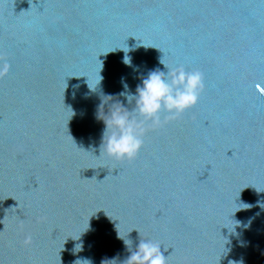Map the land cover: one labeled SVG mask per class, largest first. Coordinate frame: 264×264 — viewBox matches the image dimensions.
Wrapping results in <instances>:
<instances>
[{
	"label": "water",
	"instance_id": "water-1",
	"mask_svg": "<svg viewBox=\"0 0 264 264\" xmlns=\"http://www.w3.org/2000/svg\"><path fill=\"white\" fill-rule=\"evenodd\" d=\"M161 57L198 103L100 157L99 91ZM0 60V264L122 260L132 230L168 264H264V0H0Z\"/></svg>",
	"mask_w": 264,
	"mask_h": 264
},
{
	"label": "clouds",
	"instance_id": "clouds-1",
	"mask_svg": "<svg viewBox=\"0 0 264 264\" xmlns=\"http://www.w3.org/2000/svg\"><path fill=\"white\" fill-rule=\"evenodd\" d=\"M126 55L122 62L136 71V66L131 64L128 55L126 60ZM159 63L164 65L166 71L155 68L149 70L146 75L138 74L137 79L140 82L134 91L129 89L123 77H121V91L118 93L108 94L102 90L99 91V102L95 108L94 118L104 125L98 145L100 157L106 156L116 161L135 159L143 147V137L148 130L182 115L198 103L204 89L202 74L195 69L187 70L184 66H168L163 62L162 57ZM9 71L10 65L0 60V77L6 76ZM101 80L100 76L95 89H90L88 86L90 91L97 92V86ZM162 113L166 114L163 121L161 120ZM241 204L243 203L237 205V210L249 208L240 207ZM261 207L264 209V205ZM249 223L250 219L243 224L233 221L232 231L226 226L223 228L234 232L235 227L247 228ZM129 233L127 238H124L117 231V238L122 241L128 255L122 260H118L116 256L102 258L100 264H168V256L165 257L161 251L162 244L141 238L137 231V243L133 248ZM30 240V237H25V244L30 243ZM79 251H82V243L74 244L73 254ZM72 264H92V262L87 258L78 257L72 261ZM235 264H242V261L235 262Z\"/></svg>",
	"mask_w": 264,
	"mask_h": 264
}]
</instances>
